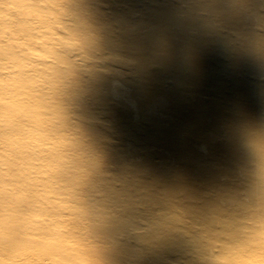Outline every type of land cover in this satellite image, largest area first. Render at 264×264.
<instances>
[{
    "label": "clouds",
    "instance_id": "obj_1",
    "mask_svg": "<svg viewBox=\"0 0 264 264\" xmlns=\"http://www.w3.org/2000/svg\"><path fill=\"white\" fill-rule=\"evenodd\" d=\"M205 37L258 80L220 124L219 190L155 179L113 118ZM0 264H264V0H0Z\"/></svg>",
    "mask_w": 264,
    "mask_h": 264
},
{
    "label": "bare ground",
    "instance_id": "obj_2",
    "mask_svg": "<svg viewBox=\"0 0 264 264\" xmlns=\"http://www.w3.org/2000/svg\"><path fill=\"white\" fill-rule=\"evenodd\" d=\"M154 12L149 14V22H161L164 10L156 8ZM188 43L195 50L191 63L165 62L132 79L129 102L116 111L124 115L128 125L143 122L146 112L158 111L166 122L172 117L168 123L172 124L173 138L167 129L160 131V138L169 145L176 144L172 153H185L190 158L186 174L193 178L186 184L218 190L227 163V152L218 140L220 124L235 105L256 109L257 74L252 66L236 62L213 38ZM246 73L251 77H245ZM200 154H207L205 163L216 161L204 172L207 189L195 186L199 179L188 172L200 161L196 158Z\"/></svg>",
    "mask_w": 264,
    "mask_h": 264
},
{
    "label": "rangeland",
    "instance_id": "obj_3",
    "mask_svg": "<svg viewBox=\"0 0 264 264\" xmlns=\"http://www.w3.org/2000/svg\"><path fill=\"white\" fill-rule=\"evenodd\" d=\"M149 14H154V9L146 10ZM245 77H251L246 73ZM121 108V106H120ZM119 107L114 108L113 118L117 131V147L126 159L132 161L134 164L149 171L155 179L162 182L171 181H183L185 183L188 180H192V175H187L186 164L191 160L188 156L180 153H172V147L176 144H168L162 141L160 138V131L167 129L170 137L173 138V134L170 132L171 118H168V122L160 112L145 113V119L143 122L128 125L126 118L123 114L116 111ZM172 123V122H171ZM183 131V129H182ZM181 134H183L181 132ZM172 151V152H171ZM199 162L192 165V169L188 171L191 174H196L199 181L194 182L195 186L199 185L201 188H206L204 172L213 165L215 162L205 163L207 160V154L197 155ZM191 186V185H190ZM220 187V186H219ZM218 187V188H219ZM210 190H217L216 188H210ZM219 190V189H218Z\"/></svg>",
    "mask_w": 264,
    "mask_h": 264
}]
</instances>
